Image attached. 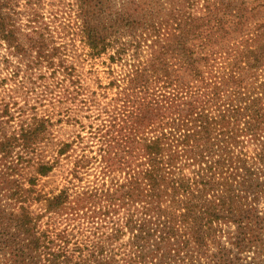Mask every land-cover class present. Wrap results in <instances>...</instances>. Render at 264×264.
<instances>
[{
    "label": "trees",
    "instance_id": "obj_1",
    "mask_svg": "<svg viewBox=\"0 0 264 264\" xmlns=\"http://www.w3.org/2000/svg\"><path fill=\"white\" fill-rule=\"evenodd\" d=\"M16 1L0 86L36 104L0 101V264H264V0Z\"/></svg>",
    "mask_w": 264,
    "mask_h": 264
},
{
    "label": "rangeland",
    "instance_id": "obj_2",
    "mask_svg": "<svg viewBox=\"0 0 264 264\" xmlns=\"http://www.w3.org/2000/svg\"><path fill=\"white\" fill-rule=\"evenodd\" d=\"M30 0H17L16 4H18V10L20 11L22 15V19L26 20L27 16V8H28V2ZM36 2H39L40 6L37 7V10L44 16L46 17L47 20H52V18L55 16V14L60 15V20L61 22H65L67 18L71 14H74L71 12V8H75L76 10V0H35ZM115 3L117 0H113ZM251 2L253 0H248V2ZM6 53L5 48H0V83L7 78L8 80L10 79V74L9 71L6 70L5 65L2 64L4 55ZM83 53V50L80 49L78 54L80 55ZM85 53V52H84ZM83 57H85L83 55ZM86 59V58H85ZM105 59L102 61H91L88 59L86 63L84 64V69L85 73H88L89 71L93 70H98V72H101L100 76L103 78L105 77V66L103 65V62ZM80 62V59L79 61ZM17 89V86L15 85L14 81L13 82H8V84L4 87L0 86V101L5 100V102H14L17 101L19 104L22 106L25 105L26 102H28L31 106L35 105V99L32 98V96L27 97L25 90H22L20 93H15V90ZM14 98V99H13ZM73 130L72 129H65L62 134L61 138L67 139L70 137L72 134ZM62 172L57 171L55 172L52 176L43 179L40 182L41 187L49 192L51 190H57L60 189L63 184H62Z\"/></svg>",
    "mask_w": 264,
    "mask_h": 264
}]
</instances>
